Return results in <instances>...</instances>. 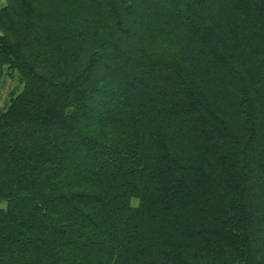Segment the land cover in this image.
Masks as SVG:
<instances>
[{
  "label": "trees",
  "instance_id": "1",
  "mask_svg": "<svg viewBox=\"0 0 264 264\" xmlns=\"http://www.w3.org/2000/svg\"><path fill=\"white\" fill-rule=\"evenodd\" d=\"M3 98L0 264H264V0H7Z\"/></svg>",
  "mask_w": 264,
  "mask_h": 264
},
{
  "label": "rangeland",
  "instance_id": "2",
  "mask_svg": "<svg viewBox=\"0 0 264 264\" xmlns=\"http://www.w3.org/2000/svg\"><path fill=\"white\" fill-rule=\"evenodd\" d=\"M6 3H7V0H0V6L4 5V4H6ZM13 84H15V83L12 82V84L10 83V85H9V84H6V86H5V88H4V91L6 92V91L10 88V86H12ZM5 99H6V98H3L2 102L0 103V108H1L2 106H4V104H5Z\"/></svg>",
  "mask_w": 264,
  "mask_h": 264
}]
</instances>
